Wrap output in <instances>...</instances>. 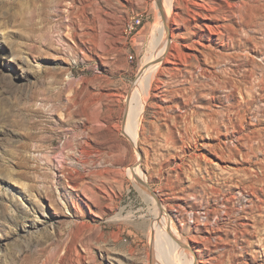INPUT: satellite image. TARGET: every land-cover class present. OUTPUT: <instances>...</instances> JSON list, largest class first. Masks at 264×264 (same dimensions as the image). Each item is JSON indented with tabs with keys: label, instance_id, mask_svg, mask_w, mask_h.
<instances>
[{
	"label": "rangeland",
	"instance_id": "1",
	"mask_svg": "<svg viewBox=\"0 0 264 264\" xmlns=\"http://www.w3.org/2000/svg\"><path fill=\"white\" fill-rule=\"evenodd\" d=\"M227 1L230 50L199 68L197 39L175 36L145 110L152 151L123 127L156 0H0V264H157L138 161L201 264H264V0Z\"/></svg>",
	"mask_w": 264,
	"mask_h": 264
},
{
	"label": "bare ground",
	"instance_id": "2",
	"mask_svg": "<svg viewBox=\"0 0 264 264\" xmlns=\"http://www.w3.org/2000/svg\"><path fill=\"white\" fill-rule=\"evenodd\" d=\"M156 1L158 6L156 8H158L159 16L152 37L154 55H152V58L150 57V59H148L138 81L132 88L123 127L124 134L129 138L136 149H138L139 139L143 137L147 140L150 145L149 148H151L152 151H155V137L151 134L150 137H147L146 130L143 128L144 115L149 99L152 97L155 89V85L159 83L164 72L172 70V56L175 52L181 55V52H179L180 50L177 49L178 46L174 43L175 36L180 35L184 43H186L190 37L192 39H197L196 41H193L197 44V62L199 63V68H202L200 67L199 55L202 54L213 57V54L216 56L221 50H230L231 46L234 44V37L228 34V25L223 24V22L227 20L222 16L225 12H221L224 7L222 4L231 6L229 1L203 0L202 2H199L184 0L185 13L183 14L178 11V7L176 6L178 0ZM191 1L194 5L193 10L190 5ZM174 26L177 27L175 28ZM184 56H187V54H184ZM192 91L195 92V88H193ZM168 94H170V92H168ZM187 96L188 97L185 100L187 103L184 106H189L187 104L192 100L189 94ZM194 117H196V112ZM186 124L185 137L191 135L192 138H195L197 135V124L189 122ZM207 129L209 131L214 130V127H207ZM156 130L157 132L160 131L158 127ZM160 134V136L164 138L167 146H171L172 150L177 149L178 143L174 140L172 129L167 131L166 134H163L162 132ZM165 151L171 153V151L169 152V149H166ZM140 162L141 161H138L129 171L136 187L139 188L154 204V214L157 217V225L155 224V228L152 230L153 233L151 232V243L153 247L155 246L154 249H156L158 243L162 242V249L164 251V256H161L156 252L155 256L158 262L157 264H201L194 248L187 243L188 241L185 240L182 235H180V231L176 229V224L173 221V218H171L165 208H163L165 206L159 195L149 189L146 179L147 176L143 173ZM171 220L172 222H170ZM182 259L183 261L185 260V263L182 262Z\"/></svg>",
	"mask_w": 264,
	"mask_h": 264
},
{
	"label": "built area",
	"instance_id": "3",
	"mask_svg": "<svg viewBox=\"0 0 264 264\" xmlns=\"http://www.w3.org/2000/svg\"><path fill=\"white\" fill-rule=\"evenodd\" d=\"M130 29H131V30H133L134 28H133V27H131Z\"/></svg>",
	"mask_w": 264,
	"mask_h": 264
}]
</instances>
